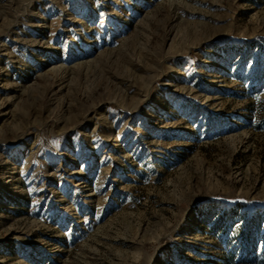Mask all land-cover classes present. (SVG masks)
<instances>
[{"label":"rangeland","instance_id":"obj_1","mask_svg":"<svg viewBox=\"0 0 264 264\" xmlns=\"http://www.w3.org/2000/svg\"><path fill=\"white\" fill-rule=\"evenodd\" d=\"M0 264H264V0H0Z\"/></svg>","mask_w":264,"mask_h":264}]
</instances>
